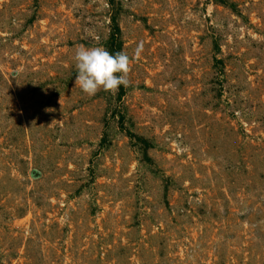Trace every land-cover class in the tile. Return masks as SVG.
Masks as SVG:
<instances>
[{"label": "rangeland", "instance_id": "1", "mask_svg": "<svg viewBox=\"0 0 264 264\" xmlns=\"http://www.w3.org/2000/svg\"><path fill=\"white\" fill-rule=\"evenodd\" d=\"M0 264H264V0H0Z\"/></svg>", "mask_w": 264, "mask_h": 264}, {"label": "clouds", "instance_id": "2", "mask_svg": "<svg viewBox=\"0 0 264 264\" xmlns=\"http://www.w3.org/2000/svg\"><path fill=\"white\" fill-rule=\"evenodd\" d=\"M142 51L140 43L134 50V57L138 59ZM73 59L77 71L75 86L89 97L101 90L115 94L121 85L130 86L131 59L124 51L112 54L102 46L87 48L78 45Z\"/></svg>", "mask_w": 264, "mask_h": 264}]
</instances>
